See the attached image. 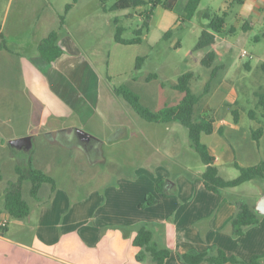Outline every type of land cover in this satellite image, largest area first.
Instances as JSON below:
<instances>
[{"label":"crops","instance_id":"crops-1","mask_svg":"<svg viewBox=\"0 0 264 264\" xmlns=\"http://www.w3.org/2000/svg\"><path fill=\"white\" fill-rule=\"evenodd\" d=\"M82 1L70 11L80 8ZM260 2L264 5V0ZM43 11L45 15L36 11L34 25L30 24V27L23 25L21 20L11 26L6 22L0 25V54L25 80L26 91L36 107L28 115L29 119L18 125L11 135L5 133L6 120L0 118V124L4 121L0 126V136L3 137L1 143L4 137L8 139L0 146H9L17 151L25 149L27 152L17 162H5L6 168L9 165L16 175L19 176L20 172L27 175L31 163L56 180L63 174L75 177L80 164L81 167H87L86 171L89 170L92 180L109 176L110 172L115 173V182H103V187L99 186L102 188H92L90 198L99 193V201L85 220L96 231L106 232L102 238L109 245L108 252L118 255L109 264H143L146 259L153 263L149 254L140 253L133 245L137 230L142 225L153 231L154 244L171 251L164 264H185L181 256L189 251L216 254L221 250L246 264H250L255 256L264 255V216L259 226L248 229L240 237L234 236L232 226L237 212V205L231 202L232 198L242 197L253 205L261 196L260 186L254 183L253 188L244 189L240 186L222 194L209 191L202 179L206 166H192V163L200 160L191 150L188 140L181 143L182 125L155 124L149 129L151 134L145 133L143 124L133 121L135 117L122 105V98L115 91L105 88L103 77L81 52L79 43L68 31L67 16L70 11L57 16ZM88 13H84L85 19L89 17ZM259 15L261 17V13ZM62 16H65V20L60 31L59 46L63 54L54 62H49L40 55L39 45L51 32L60 28ZM250 23L253 24V21ZM219 39L225 41L220 36ZM226 46L230 50V45ZM214 51L218 56L217 51ZM217 60L221 59L217 57L210 68L202 64L205 71L210 72L209 77ZM218 64L223 67L221 61ZM222 81L208 101L216 110L224 102L238 101L236 95L225 88L226 80ZM176 84L177 81H173L163 90L168 98H177L179 102L183 95L174 89ZM150 95L157 101L162 98L157 93L152 92ZM217 98L220 103L216 101ZM254 125L248 115L244 114L240 122L236 123L230 113H225L215 122L214 133L203 135V142L215 157V165L224 179L232 180L227 177L228 167H234L239 173L234 163L241 167H252L264 162V135L259 143L256 142L252 131ZM83 126L93 127V132H80L79 128ZM160 131L167 137L163 142L154 138L160 135ZM25 137L32 138L31 149L25 146L17 149L10 145L12 140ZM107 145L134 146L140 155L135 161L131 158L128 163H122L131 167L128 172L121 171V164L112 165L113 170L109 166L103 172L93 171L92 168L97 164H106L105 158L98 161L97 151ZM159 145L165 147L164 152L158 151ZM80 147L87 151L86 159L81 160V163L78 154ZM2 169L3 162L0 160V174ZM181 169L189 171L194 178L181 174ZM160 182L166 183L167 195L158 192ZM18 186L19 182L13 189ZM23 187L29 192L31 185L25 182ZM58 192L57 189L54 199L46 203L55 204ZM148 195L155 196L159 202L154 206L142 207ZM91 201L87 200V207ZM44 203L40 206V215L38 213L41 219L46 215L47 208H42ZM91 238L97 242L101 235L92 233ZM113 244L116 249H113ZM137 256L142 257L143 262ZM261 264H264V259Z\"/></svg>","mask_w":264,"mask_h":264},{"label":"rangeland","instance_id":"rangeland-1","mask_svg":"<svg viewBox=\"0 0 264 264\" xmlns=\"http://www.w3.org/2000/svg\"><path fill=\"white\" fill-rule=\"evenodd\" d=\"M117 1L110 0L103 6L99 0H83L80 8L70 11L67 16L68 31L79 43L81 52L103 77L105 88L114 91L122 85L130 86L140 95L144 106L156 111L178 102L177 98H168L163 89L172 85L183 73L194 71L196 76L192 90L201 95L210 80V72L205 71L202 66L209 50L197 47L210 22L216 17H224L226 32L220 37L225 41L219 39L212 48L217 51L218 59H221L217 60L215 68L220 65L218 61H221L224 72L218 73L212 84L213 88H218L222 80H226L225 88L235 94L238 101L237 105L228 101L232 104L230 107L224 106V102L219 109L224 112L232 108L238 109L242 117L244 114L247 116L251 110L255 111L258 121L252 120L254 128L259 127V121L264 122L261 110L257 108L258 95L264 93V5L260 0H246L244 4H239L236 0H201L194 17L186 19L182 25L179 19H185L187 16L185 7L189 0H177L174 10H165L162 7L153 9L149 28L144 26L143 13L152 10L150 5L138 9L112 11L111 8ZM72 2L73 0H0V25L6 22L11 26L21 20L23 25L30 27V24L34 25L36 11L39 10L44 15L43 10L48 12V15H64L66 6ZM173 3L175 0L171 1V4ZM258 9L261 11V17ZM87 12L89 17L85 19L84 13ZM252 21L253 24L250 23ZM118 28H122V37L126 40L135 38L136 31L143 29L142 42L134 45L117 43L115 36ZM232 29L234 33H229ZM170 30L172 34L167 36ZM226 44L230 45V50ZM244 53L247 55L244 56ZM139 57L145 58V61L142 69L137 72L135 67ZM9 64L0 54V118L6 120L7 135L15 133L16 127L29 119L31 111L36 110L35 103L26 91L25 80ZM153 74H157L158 78L150 79ZM152 92L162 98L157 101L155 97H151ZM121 100L125 109L135 117L133 121L142 123L145 133L151 134L149 129L155 124L139 117L125 100ZM216 101L220 103L219 98ZM1 122L0 126L4 124V121ZM92 128L83 126L79 131L91 133ZM155 137L160 142L167 138L162 131ZM2 138L0 136V145L8 142L7 137H4L1 143ZM180 139L182 144L186 140L189 141L188 131L183 126ZM158 151L164 152L165 147L159 145ZM97 153L98 161L104 158L107 160L106 164H97L92 168L93 171L100 172L109 166L120 164L121 171L128 172L131 167L122 163H128L131 158L135 161L140 155L136 148L130 145H107ZM78 154L80 163L85 161L87 151L80 147ZM26 155L25 149L17 151L9 146L0 149V160L3 162L0 174V222H7V230L0 234V264H109L117 259V254L108 252L109 245L102 238L106 232L96 231L89 223H85L86 218L93 212V206L99 201V193L90 198L93 187L99 189L103 187V182H115V173L110 172V175L107 174L109 176L92 180L89 170L86 171L87 167H81L80 164V170L75 177L63 174L57 178L59 192L56 203H46L42 206L47 208L42 219L39 215L42 211L41 201L44 199L36 201L27 193L32 207L31 215L18 220L4 212L6 194L19 182V176L9 165L6 168L5 162L10 160L12 164ZM191 165L195 168L204 167L201 161ZM110 168L113 170V166ZM227 169L228 178L238 177L239 173L234 167ZM254 183H246L241 188H253ZM89 199L92 201L87 207L86 202ZM92 233L100 234V240L95 242L91 238ZM113 249H116L115 244ZM143 264L153 263L146 259Z\"/></svg>","mask_w":264,"mask_h":264},{"label":"trees","instance_id":"trees-1","mask_svg":"<svg viewBox=\"0 0 264 264\" xmlns=\"http://www.w3.org/2000/svg\"><path fill=\"white\" fill-rule=\"evenodd\" d=\"M80 0H73L72 4L66 6V13H68ZM110 0H99L104 6L106 2ZM172 0H118L113 7L112 11L128 10L143 8L146 5H150L152 10L145 11L143 18L145 19L144 26L149 28L153 9L161 6L167 10H174L176 7L175 3L171 4ZM239 4H244L245 0H236ZM201 0H189L186 4L185 11L187 16L179 19V23L182 25L184 21L190 20L194 17ZM65 16H62L61 26L58 30L51 32L46 39H44L39 45V53L49 62H54L62 54L63 50L59 46L60 31L63 29ZM122 28H118L115 40L117 43L122 45H134L142 42L143 29L136 31V37L133 39L126 40L122 37ZM226 32V21L224 17H216L213 19L200 38L197 49H208L207 56L203 59L202 64L206 68H210L211 65L216 61L217 54L212 49V46L216 44L218 37ZM229 33H234V30H230ZM172 34V30L167 32V36ZM145 58L139 57L137 59L135 70L139 72L142 69V65ZM248 67V66H247ZM224 71L223 67L217 66L207 82L204 91L201 95H197L192 90V85L195 80L194 72H185L178 77L177 84L174 89L180 92L183 97L175 105L165 106L158 111H153L150 108L144 106L141 101V97L137 94L130 86L122 85L114 89L115 93L124 99L133 111L142 119L152 124H170L178 123L182 125L188 131V138L190 148L197 155L199 160L206 166V170L202 175V179L206 188L214 193L222 194L228 189L238 188L246 183L255 182L257 183L261 191L263 192L264 184V162H261L252 167H241L237 163L234 166L238 169L239 175L235 179L226 180L219 172V169L215 165V157L210 153L208 146L203 142V135H212L214 133V124L220 119L225 113H230L236 123L240 122L241 113L238 109H230L228 112L222 111V109L216 110L211 107L208 103L210 97L214 93L215 87L213 88V79L218 73ZM157 75H151L150 79H156ZM149 79V80H150ZM221 82V81H220ZM218 85V84H216ZM206 99V100H205ZM231 103L226 102L224 106L230 107ZM234 105H237L235 102ZM257 108L261 110L262 117L264 119V93L258 95ZM248 116L253 121L257 120V114L251 110L248 112ZM258 128H253V138L256 142H260L264 135V122L258 123ZM182 170V169H181ZM181 174H185L189 178L193 179L194 175L187 170H182ZM25 182L30 183L31 187L29 192L24 190L23 184ZM20 186L8 192L5 197L4 212L12 218L23 220L31 215L32 207L27 199V193L34 200L44 199L45 203L47 200H52L55 192L58 189L57 180L50 176L43 170L35 168L31 163L27 175L24 172L19 173ZM22 185V186H21ZM165 182L158 184V192L167 195L165 191ZM44 201H41L42 203ZM159 200L153 196L148 195L145 203L142 207L154 206ZM232 203L237 205V212L233 218L232 226L235 237L243 236L246 231L252 227L260 225V215L256 211V202L251 205L247 200L242 197L231 200ZM2 212H0L1 218ZM7 230V222L1 220L0 222V234H3ZM133 245L140 253L149 254L151 261L154 264H164L166 259L170 256L171 251L168 249H161L154 244V233L146 225H142L138 228L136 236L133 240ZM185 264H246L240 259L234 256H227L223 251L219 250L216 254L210 252H196L189 251L181 256ZM140 262H143V258L137 256ZM264 259V255L255 256L250 264H261Z\"/></svg>","mask_w":264,"mask_h":264},{"label":"water","instance_id":"water-1","mask_svg":"<svg viewBox=\"0 0 264 264\" xmlns=\"http://www.w3.org/2000/svg\"><path fill=\"white\" fill-rule=\"evenodd\" d=\"M10 145L14 148L20 149L22 147H26L27 149H31L32 147V138L31 137H25V138H19L12 140L10 142ZM256 211L264 216V184H263V192L261 193L260 198L257 200L256 203Z\"/></svg>","mask_w":264,"mask_h":264},{"label":"built area","instance_id":"built-area-1","mask_svg":"<svg viewBox=\"0 0 264 264\" xmlns=\"http://www.w3.org/2000/svg\"><path fill=\"white\" fill-rule=\"evenodd\" d=\"M243 55H244V56H246L247 54H246V53H244Z\"/></svg>","mask_w":264,"mask_h":264}]
</instances>
